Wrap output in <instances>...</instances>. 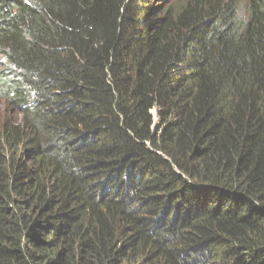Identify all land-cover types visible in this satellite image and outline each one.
I'll return each instance as SVG.
<instances>
[{"label":"trees","instance_id":"1","mask_svg":"<svg viewBox=\"0 0 264 264\" xmlns=\"http://www.w3.org/2000/svg\"><path fill=\"white\" fill-rule=\"evenodd\" d=\"M0 264H264V0H0Z\"/></svg>","mask_w":264,"mask_h":264},{"label":"rangeland","instance_id":"2","mask_svg":"<svg viewBox=\"0 0 264 264\" xmlns=\"http://www.w3.org/2000/svg\"><path fill=\"white\" fill-rule=\"evenodd\" d=\"M2 63H3V61L0 60V66H2ZM0 101H1V99H0ZM13 113H14L13 110L12 111H8V107L4 103L0 102V116H7V114L15 116V114H13Z\"/></svg>","mask_w":264,"mask_h":264}]
</instances>
